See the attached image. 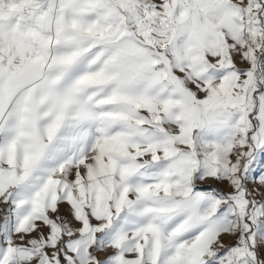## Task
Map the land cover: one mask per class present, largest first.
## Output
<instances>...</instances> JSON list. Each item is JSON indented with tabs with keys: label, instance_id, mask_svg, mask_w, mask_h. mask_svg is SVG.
I'll list each match as a JSON object with an SVG mask.
<instances>
[{
	"label": "snow or ice",
	"instance_id": "snow-or-ice-1",
	"mask_svg": "<svg viewBox=\"0 0 264 264\" xmlns=\"http://www.w3.org/2000/svg\"><path fill=\"white\" fill-rule=\"evenodd\" d=\"M249 182L264 0H0V264H264Z\"/></svg>",
	"mask_w": 264,
	"mask_h": 264
},
{
	"label": "rangeland",
	"instance_id": "rangeland-1",
	"mask_svg": "<svg viewBox=\"0 0 264 264\" xmlns=\"http://www.w3.org/2000/svg\"><path fill=\"white\" fill-rule=\"evenodd\" d=\"M260 172H261V170L257 169V172L255 173V175L258 177L260 175ZM204 183L213 184V185H215L217 187H220V188H224L225 187V185L219 184V183H217L214 180H208V181H205ZM248 186H249V188H256V189L264 188V186L260 185L259 183H252V182H249ZM257 198L259 199L260 197H257ZM3 208H4V205L0 204V215L3 214ZM67 208H68L67 205H62L61 206V211L62 212H66ZM225 242L226 243H231V240L230 239H225Z\"/></svg>",
	"mask_w": 264,
	"mask_h": 264
}]
</instances>
